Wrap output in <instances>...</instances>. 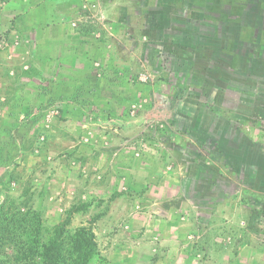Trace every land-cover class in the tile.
I'll return each mask as SVG.
<instances>
[{"label": "rangeland", "instance_id": "rangeland-1", "mask_svg": "<svg viewBox=\"0 0 264 264\" xmlns=\"http://www.w3.org/2000/svg\"><path fill=\"white\" fill-rule=\"evenodd\" d=\"M73 262L264 264V0H0V264Z\"/></svg>", "mask_w": 264, "mask_h": 264}, {"label": "trees", "instance_id": "trees-1", "mask_svg": "<svg viewBox=\"0 0 264 264\" xmlns=\"http://www.w3.org/2000/svg\"><path fill=\"white\" fill-rule=\"evenodd\" d=\"M74 250H76L77 252H82L83 255H85V259L83 261V263H86L89 261L90 257L94 255L95 251L94 249H86L83 245H80V243H74V246H73ZM59 247H54V248H51L50 252L52 251L55 255L56 258H59V259H63L61 258V254L59 252ZM38 253V251H37ZM73 264H82L80 262H73Z\"/></svg>", "mask_w": 264, "mask_h": 264}, {"label": "crops", "instance_id": "crops-1", "mask_svg": "<svg viewBox=\"0 0 264 264\" xmlns=\"http://www.w3.org/2000/svg\"><path fill=\"white\" fill-rule=\"evenodd\" d=\"M8 10H10V8H8ZM13 12V10H11ZM14 13V12H13ZM22 13V12H21ZM72 91H70V93H68L69 95H72L71 93ZM71 120V119H70Z\"/></svg>", "mask_w": 264, "mask_h": 264}]
</instances>
